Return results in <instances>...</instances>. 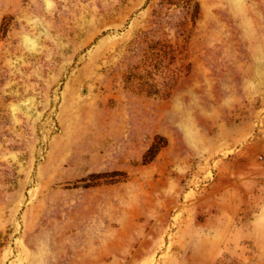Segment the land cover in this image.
I'll list each match as a JSON object with an SVG mask.
<instances>
[{
	"label": "rangeland",
	"instance_id": "rangeland-1",
	"mask_svg": "<svg viewBox=\"0 0 264 264\" xmlns=\"http://www.w3.org/2000/svg\"><path fill=\"white\" fill-rule=\"evenodd\" d=\"M0 264H264V0H0Z\"/></svg>",
	"mask_w": 264,
	"mask_h": 264
}]
</instances>
